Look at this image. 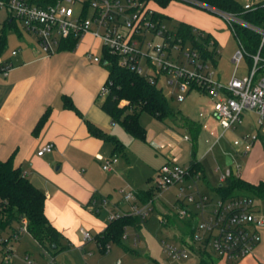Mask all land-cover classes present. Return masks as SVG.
Here are the masks:
<instances>
[{"label": "built area", "instance_id": "built-area-1", "mask_svg": "<svg viewBox=\"0 0 264 264\" xmlns=\"http://www.w3.org/2000/svg\"><path fill=\"white\" fill-rule=\"evenodd\" d=\"M161 1L0 0V12L9 15L5 24L15 23L21 34L24 31L34 37L46 57L60 53L68 40L80 43L87 36H92L102 50L119 59L122 68L147 78L163 90L167 87L178 103L185 102L188 94L195 90L208 95L224 133L237 131L244 125L246 115L254 113L260 132L244 134L234 142V147L250 153L264 133V0H243L238 12L222 10L200 0H167L206 11L221 18L229 27L238 44L233 63L238 69L246 61L249 73L243 79L233 78L227 84L218 80L212 63L205 61L192 43L185 41L177 31L167 28L164 23L167 16ZM77 5L82 6L79 14L74 9ZM239 30L250 31L259 37L260 47L256 53L248 50ZM201 37L205 35L201 33ZM18 52L13 51L12 56ZM88 58L102 63V58L92 52L88 53ZM12 69L13 64L0 57V75L7 76ZM104 94H109L107 86L101 91V95ZM185 140L190 141V138L185 137ZM53 149V144H47L39 150L38 156L43 157ZM97 159L103 161L105 172H111L119 162L117 156L109 159L98 156ZM231 174V171L222 174L221 181L224 183ZM201 176L195 175L190 166L176 162H169L158 171L155 180L157 194L181 186L177 195V214L181 219L194 218L197 222L193 238L187 240L188 245L162 240L163 252L173 261L186 260L193 253L191 246L197 250L211 249L227 262L253 256L262 241L260 230L264 228V217L256 199L251 196L209 198L199 189L197 179ZM189 180H193V184H189ZM133 200V193L125 197L127 202ZM154 201L135 208L132 215L146 221L154 210ZM191 205L196 208L195 213L190 210ZM118 218L119 215L113 214L110 221ZM161 222L164 224L166 220L162 218ZM23 234H27L26 221L12 240L18 242ZM82 235L85 243L93 239L86 230H82ZM10 242L0 249L3 262L7 264L16 258ZM110 248V245L106 247V253ZM45 255L51 258L48 264H56L54 256L46 251ZM22 260L24 264H38L30 254H25ZM116 264H122V261ZM259 264H264V261Z\"/></svg>", "mask_w": 264, "mask_h": 264}, {"label": "crops", "instance_id": "crops-1", "mask_svg": "<svg viewBox=\"0 0 264 264\" xmlns=\"http://www.w3.org/2000/svg\"><path fill=\"white\" fill-rule=\"evenodd\" d=\"M204 15L207 19L211 18ZM201 25L202 27L192 24L190 26L205 36L211 35L218 42L220 53V41L214 34L213 26L208 22L201 23ZM22 38L18 35V39ZM20 40L12 49V52L19 50L16 56H12V52L11 58L4 59L1 56L4 62L13 64V69L7 76L0 75V160L13 158L15 166L21 167L27 178L44 192L46 196L45 215L60 234L61 244L65 248L59 253L62 255L59 257L60 264H116L119 260L122 264H133L134 260L128 256L124 257V260L119 259L121 254L118 252L116 262H109L114 253L112 246L115 244H109L111 247L109 253H103L96 240L97 236L108 228L111 222L110 217L119 212V201L123 200L122 193L125 190L122 175L126 164L119 160L111 172L103 170V161H99L97 157L102 156L109 159L118 156L117 152L110 142L91 135L85 120L109 135L115 136L121 143L122 141L129 142L131 137L127 133L117 131L112 118L101 109L102 103L99 101L102 96L101 91L109 74L103 63H96L88 58L89 52L103 57L99 42L92 36H87L74 51H62L46 57L35 47ZM247 66L249 73V65ZM217 67H214L215 70ZM217 78L221 81L218 73ZM191 95L193 98L200 99L201 95L205 94L195 90L188 94L186 100ZM64 96L71 97L84 118L64 108ZM49 109L48 122L35 135L34 130L39 120ZM180 114L187 121L199 125L202 129V121L192 119L189 115H183L182 112ZM199 117L207 119L205 128L208 129L214 125L221 128L213 111V102L201 111ZM176 124L184 127L179 122ZM243 127L248 131L255 127L254 133L260 132L254 113L246 115ZM167 131H161V134L153 136L152 133L148 135L147 132V142L151 149L161 150V155L166 158L164 165L169 162L179 163L174 154L177 150L174 140H177L178 135L175 131L171 133ZM261 134V140L250 153L246 154L242 149L237 148V153L247 157L246 165H249V168L245 171V176H242L240 166L234 167V161L231 158L227 159V165L233 166L227 171H231L233 175H237L236 177L252 184L264 182V133ZM185 137L180 140L187 141ZM47 144L54 145L53 151L39 157V150ZM137 147L141 155L143 149ZM126 150L125 147L123 152ZM125 158L129 164L127 154ZM259 162L262 172L260 178L255 179L257 178L255 171ZM200 164L203 167L202 162ZM129 168L135 169L134 165H130ZM201 178L197 179V183ZM188 183L193 184V180H189ZM134 192L135 200L131 202L124 200L130 205L131 214L135 208H141L143 205L141 199L137 198L141 191L135 190ZM166 214L169 213L164 212L162 218ZM162 226L171 231L172 225L169 223L167 225L162 223ZM82 230L91 234L93 239L90 242L83 241ZM24 235L31 237L27 233L21 238ZM137 242L136 238L135 246ZM119 246L126 249L124 244ZM57 256L55 257L56 264H58ZM22 259L23 257L18 258L16 255L11 263L16 264V260H19V264H24ZM34 259L38 264H48L51 258L45 255L43 249L40 258ZM223 262L228 263L225 260Z\"/></svg>", "mask_w": 264, "mask_h": 264}, {"label": "rangeland", "instance_id": "rangeland-1", "mask_svg": "<svg viewBox=\"0 0 264 264\" xmlns=\"http://www.w3.org/2000/svg\"><path fill=\"white\" fill-rule=\"evenodd\" d=\"M238 2L239 4H244L243 0H238ZM74 9L76 14H79V12L82 10V6L77 5L74 7ZM163 10L167 16L164 19V23L167 28L173 32L177 31L182 23L189 25L192 24L196 27H202L201 23L208 22L213 26L215 32L214 34L218 36V40L220 41L221 53L220 58L218 59V67L216 72L220 75V80L223 84L229 83L233 78L243 79L247 75L248 66L246 61L243 62L238 69L233 63L234 55L238 50V44L235 37L229 30V27L221 18L206 11H202L195 7L176 1L170 2L166 8H163ZM199 12H202L203 14ZM204 14L210 16L211 18L207 19ZM8 16L9 15L6 12H0V37L3 33H5L7 36V47L2 55L4 59L11 58L13 46H15L16 42L20 40L18 39V31L14 28L7 27L8 25H5V19ZM17 24L21 28L20 23L17 22ZM5 27H7V29H5ZM22 32L23 34L21 36L23 38L20 41H23L24 43L35 47L37 51H40L36 39L24 31ZM150 39H152V37H150ZM164 92L171 107L176 112H182L183 115H189L192 119L195 118L202 121V131L199 135L196 149L194 150L192 141L180 140L184 136L192 139L191 131H189L188 128H185L188 126V121L184 116L175 117L176 120L171 119L167 120L165 123H161L150 115L143 114L141 117L142 125L147 129L148 135L152 133V136L161 134V131L164 130H168V133L175 131L178 135L177 140H174L177 150L174 151L173 149L174 154L177 157L176 160H178L179 164L181 165H188L193 159L200 163L202 162L205 171L198 183L199 188L209 198L217 199L221 197L216 189L221 184H224L221 181L222 174L226 173L228 169L233 168V166L227 165V159L231 158L234 161V167L240 166L242 176L249 168V165H246L247 157L243 154L237 153L238 150L236 147H234V142L239 140L242 135L246 133L253 134L256 130L255 127H253V129L250 128V131L246 130L244 127H241L237 131H229L226 134H224V130L222 128H217L215 125L210 126L207 129L204 127L206 125L207 119H202L199 116L201 111H203L206 106L212 102L208 95H201L202 97L200 99L193 98L191 95L188 97L185 103H178L175 99H173L171 92L167 87H164ZM106 96L107 95L105 94L102 95L99 101L103 103L106 100ZM177 122H179L181 126L184 127L178 126L176 124ZM115 125L117 131L126 133L124 128L119 123H115ZM122 143H124L127 150L125 152L117 153V157L123 164H126L124 165L125 172L122 175V178L125 181V183H122L125 186V190H123L124 192L122 193L123 200L121 199L119 201L120 209L117 214L120 216H125L132 213V211H130V205L124 202L125 197L130 193H133L135 196V190H140L143 192L150 189H156L155 180L157 178V172L166 162V158L165 156L161 155V150L155 151L151 149L148 142L145 143L137 141L130 137L129 142L122 141ZM137 146L143 149L141 155ZM194 151L196 152L195 157L193 156ZM125 154H127V158L129 157V164L127 163ZM130 165H134L135 169L131 170L129 168ZM258 165L259 166H257L258 168L255 171L257 178L255 179L260 178V173L262 172V166L260 162ZM180 189L181 186H175L169 190L162 191L160 194H157L153 205L154 210L147 218L146 224H144L139 230H136L133 227H130L126 230V237L123 239V244L126 249L117 244L112 246L114 253L109 259V262H116V259H118L116 253L118 252L121 254L119 259L122 258V260H124V257L128 256L134 260V262H132L133 264H199L201 259V254L199 252L191 253L186 260L181 261H173L169 259L168 256L163 252L161 244L162 240H166L175 245H178V243L183 240L181 237V230L184 228L182 224L177 223V226L172 223L170 231L163 227L161 223V218L164 212L167 211L168 213L177 214L178 209L176 196L180 193ZM254 198L260 206L261 215L264 217V198ZM190 210L194 213L196 212V208L192 205L190 206ZM260 234L262 241L254 251L253 256L246 257L237 262L224 263L222 259L217 257L211 251V249L208 251L214 256L216 264H259V262L264 261V228L260 230ZM9 235V231L0 233V236L6 240L9 238ZM136 238L138 239L137 246H135ZM10 245L13 246L14 252L18 258L24 257V255L27 253L31 254L34 258L39 259L43 252V248L28 235H24L19 242L11 240ZM60 256L62 255L59 254L57 256L58 264L61 263L59 260ZM19 260H16V264H19ZM0 264H7L3 262L2 255H0Z\"/></svg>", "mask_w": 264, "mask_h": 264}, {"label": "trees", "instance_id": "trees-1", "mask_svg": "<svg viewBox=\"0 0 264 264\" xmlns=\"http://www.w3.org/2000/svg\"><path fill=\"white\" fill-rule=\"evenodd\" d=\"M216 8L238 12L241 10L240 4L236 0H200ZM170 1H161L162 7L166 8ZM166 18V17H165ZM248 18H251L249 16ZM7 27L17 30L18 35H22L15 26V23L5 24ZM5 27V29H7ZM178 34L185 40L192 43L205 61H210L214 67L218 66L220 53L218 52V42L211 35L201 37V33L192 26L182 23ZM246 47L251 53H256L260 47L258 36L247 30H239ZM78 40L66 41L60 50L74 51L78 45ZM7 47V36L5 33L0 38V57ZM103 51L102 63L108 71V79L105 86L109 89L106 100L102 103L101 109L109 115L114 123H119L127 134L135 140L147 142V129L141 123L143 114H148L160 122L175 119L182 116L181 112H176L170 105L168 98L162 88L152 84L147 78L139 76L129 70L122 68L119 59L116 56ZM251 64V62H249ZM64 108L75 112L81 118L82 113L74 104L69 96L63 97ZM50 109L39 120L34 134L37 135L48 122ZM176 120V119H175ZM89 132L96 138L105 140L113 144L115 152L124 151L125 146L115 136L109 135L93 123L85 120ZM187 128L192 133L194 150L197 147V141L201 133V127L191 121H188ZM196 156V152H193ZM192 172L203 174L204 170L201 164L193 159L190 163ZM222 198H233L239 196H251L264 198V182L259 184L249 183L241 178L231 174L224 184L216 189ZM157 195L156 189L140 192L137 195L143 205L153 201ZM46 196L43 191L36 187L24 174L21 167L15 166L13 158L0 160V233L10 232L9 238L3 239L0 236V249L6 247L8 242L18 235L24 227V221L27 222V233L37 241V243L49 254L56 257L65 248L61 244L60 234L51 225L45 215ZM142 205V206H143ZM96 206V205H95ZM98 207V206H97ZM99 211V209H98ZM166 220L165 225L177 223L182 224L181 237L178 244L188 245V239H192L196 230L197 222L192 219H181L178 214L169 213L163 217ZM146 221L135 215L120 216L115 221L110 222L108 228L96 240L100 244L103 253L106 247L111 244L121 245L126 235V230L130 227L138 230ZM178 226V225H177ZM179 230V229H178ZM193 253L199 252L201 259L199 264H216L214 256L208 251V248L195 249L191 246Z\"/></svg>", "mask_w": 264, "mask_h": 264}]
</instances>
